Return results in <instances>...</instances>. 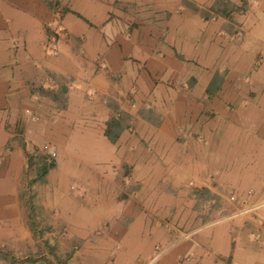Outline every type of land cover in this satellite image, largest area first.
Segmentation results:
<instances>
[{
    "label": "rangeland",
    "instance_id": "374dc122",
    "mask_svg": "<svg viewBox=\"0 0 264 264\" xmlns=\"http://www.w3.org/2000/svg\"><path fill=\"white\" fill-rule=\"evenodd\" d=\"M263 3L0 0V47L16 49L24 31L35 38L39 28L41 51L51 60L25 85L45 117L31 116L34 124L12 143L22 144L25 159L17 190L25 228L10 225L16 190L12 174H0V264H66L81 251L94 259L117 247L127 225L138 232L122 235L128 253L152 252L157 237L174 248L192 240L187 235L195 228L227 215V205L236 206V188L228 187L236 177L222 170L207 188L196 179L204 173L209 183L219 167L207 146L214 145L216 127H246V109L230 102L247 104L241 101L251 91L247 36L264 33ZM64 11L92 23L70 14L86 28L71 26L78 31L73 37L61 23ZM69 96L84 126L46 127L66 117ZM94 123L103 127H86ZM105 127L119 132L113 143ZM140 234L147 244L137 245ZM137 259L131 264H141Z\"/></svg>",
    "mask_w": 264,
    "mask_h": 264
},
{
    "label": "crops",
    "instance_id": "0c3cea01",
    "mask_svg": "<svg viewBox=\"0 0 264 264\" xmlns=\"http://www.w3.org/2000/svg\"><path fill=\"white\" fill-rule=\"evenodd\" d=\"M93 6L96 5L93 4ZM55 8L60 11L57 6L51 9ZM64 12L69 13L61 16L63 18L61 23L71 36H78L76 33L78 31L74 27L77 28L78 26L77 29L82 33L86 31L83 22H75L70 17L72 14L81 19L79 15L71 11ZM82 18L81 20L86 24L92 23L86 17L82 16ZM261 25L258 23V26ZM34 32L35 38L24 31V41L21 46L16 44L18 46L16 49L8 44L0 47V174H12L16 190V196L14 195L16 202L8 209L13 213L9 222L12 227L19 228L27 227L28 223L26 209L23 204L17 202L19 201L17 200V194H19L17 190L25 159L21 148L22 144L17 145L15 143V147H13L12 143L25 127H31L34 124L29 123L34 119L30 118L31 116L45 117L46 113L38 105H35L32 99H28L25 85L31 79L30 77L35 75V69L41 67L46 60L51 61L48 54L41 51L42 42L45 40L44 33L39 28L34 29ZM82 38L84 41V34ZM247 38L252 45L248 44L250 51L247 57L250 72L245 79L248 84L247 89L249 88L251 91L249 95H245L241 99V101H246L245 107L242 103L230 102L236 111L243 112L242 109H246V127H216L214 145L210 147L211 145L208 144L207 146L210 150L214 149L211 159L219 167L213 171L212 174L214 175H209V183L208 177L206 178L204 173L196 179L198 186L204 184L207 188L211 185V181L217 180L222 170H226L232 179L236 177L234 179L237 181L236 185L231 183L228 186L234 190L236 188V198L234 199L236 206L227 205L228 207L225 208L227 215L213 223H206V225L195 228L187 235L188 237L192 235V240L180 241V245H176L174 248L162 244L163 240L159 242L157 237L153 241L155 247L152 252H142V250L137 249L138 252L135 247L133 253L127 252V244H123V233H130L135 237L138 232L137 225L135 229L127 227L128 225L125 227V223L129 220L122 217L121 221L124 222L125 228H121L118 233L119 235L121 233L122 238L117 237L119 244L116 248L110 245L109 250L96 254L97 257L94 259L88 257L91 256V253L74 252L67 259L66 264H131V261L134 262L137 258H140L137 260L141 264L148 260L147 264H264V33L257 34L253 30ZM167 44L170 48H175L171 42ZM259 54L262 56L261 60L255 61ZM252 64H255L254 68ZM240 79L239 82H243V76ZM234 98L232 95V99ZM238 107L239 109H237ZM102 111H104L103 108ZM63 114L66 117L58 118L59 121H54L46 127L84 126L81 117L73 113L72 96L68 97ZM41 125L45 127L43 123L37 127ZM86 127L103 126L102 123L98 125L94 123L93 125H86ZM200 136L206 137L201 134ZM232 208L235 211H231ZM247 210L248 212L244 215H237V212ZM146 230L148 232L150 228L146 227ZM141 236L142 234H140ZM25 239L26 236L22 231L20 237H17V243L20 242L19 244H21ZM135 239L133 238V240ZM144 241L147 244V234L146 237L142 236L141 239H138L136 243L138 245ZM129 243L133 245L131 241H128ZM141 245L137 247L143 248ZM34 264H39V262Z\"/></svg>",
    "mask_w": 264,
    "mask_h": 264
},
{
    "label": "trees",
    "instance_id": "16d2710c",
    "mask_svg": "<svg viewBox=\"0 0 264 264\" xmlns=\"http://www.w3.org/2000/svg\"><path fill=\"white\" fill-rule=\"evenodd\" d=\"M220 13H221L222 16H224V17H225L226 15H228L226 9L220 11ZM226 17H227V16H226ZM110 123H111L112 126H113L114 120L111 121ZM110 123H108L107 126H109ZM114 125H115V124H114ZM103 133H104V136H105L106 138H108L109 141L112 142V143L118 138V135H119V132H118V131H117V132L114 131V133H113V131H112L111 129H109V127H105V130H104ZM46 172H47V168H43V174H45Z\"/></svg>",
    "mask_w": 264,
    "mask_h": 264
}]
</instances>
